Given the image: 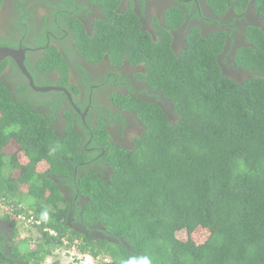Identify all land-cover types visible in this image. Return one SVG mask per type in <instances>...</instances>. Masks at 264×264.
Returning <instances> with one entry per match:
<instances>
[{
	"label": "trees",
	"instance_id": "obj_1",
	"mask_svg": "<svg viewBox=\"0 0 264 264\" xmlns=\"http://www.w3.org/2000/svg\"><path fill=\"white\" fill-rule=\"evenodd\" d=\"M249 1L264 21V0H223V7L244 10ZM246 35L237 65L250 76L224 75L213 45L210 60L178 76L180 121L157 112L160 122L134 150L110 146L108 180L74 173L70 163L86 158L81 137L71 124L58 135L53 111L31 106L26 88L23 98L14 94L0 62V198L7 218L40 220L30 227L36 244L18 240L13 256L0 251V264H43L63 239L108 264H264V29L251 25ZM54 177L86 199L76 208L83 222L102 225L112 240L70 229V204Z\"/></svg>",
	"mask_w": 264,
	"mask_h": 264
},
{
	"label": "flooded vegetation",
	"instance_id": "obj_2",
	"mask_svg": "<svg viewBox=\"0 0 264 264\" xmlns=\"http://www.w3.org/2000/svg\"><path fill=\"white\" fill-rule=\"evenodd\" d=\"M223 4V0H1L0 47L24 51L23 63L34 84L50 89L35 90L13 57L0 61L5 65L1 77L22 98L26 88L30 105L43 114L53 111L51 125L58 135L65 137L71 124L81 137L79 147L86 158L70 163L76 175L96 172L108 180L113 172L106 160L110 146L134 150L147 127L160 122L157 112L172 124L180 121L177 96L183 89L177 86L178 76L192 70L194 62L210 60L213 45L218 44L215 60L224 75L239 82L250 76L237 65V54L248 45L247 28L264 29V21L251 1L244 10ZM21 15L28 24L21 22ZM54 179L70 204L66 219L70 229L112 240L102 225L80 218L76 208L86 199L75 194L68 179ZM1 209L0 251L12 255L19 239L17 224L12 213L7 218L9 213Z\"/></svg>",
	"mask_w": 264,
	"mask_h": 264
},
{
	"label": "built area",
	"instance_id": "obj_3",
	"mask_svg": "<svg viewBox=\"0 0 264 264\" xmlns=\"http://www.w3.org/2000/svg\"><path fill=\"white\" fill-rule=\"evenodd\" d=\"M0 206L4 208L1 198H0ZM15 220L18 223L23 224V226L26 229L30 228L33 224H40V220L35 219L34 216H28L23 213L16 215ZM46 231H48L51 235L57 234L52 229H47ZM62 241H63L62 246L58 248L55 252L61 251V252H65L66 254H70L71 264H108L110 262L109 258H103V259L101 257L96 258L90 253L80 252L79 247L77 245V241L71 242L68 239H63Z\"/></svg>",
	"mask_w": 264,
	"mask_h": 264
},
{
	"label": "rangeland",
	"instance_id": "obj_4",
	"mask_svg": "<svg viewBox=\"0 0 264 264\" xmlns=\"http://www.w3.org/2000/svg\"><path fill=\"white\" fill-rule=\"evenodd\" d=\"M4 208L8 210L7 207L4 206ZM16 224L19 233L18 240L28 238L31 246H34L36 244L37 234L32 232L30 228L26 229L21 223L16 222ZM55 261H58L60 264H71L70 254H66L65 252L61 251L55 252L54 255L47 257L43 264H52Z\"/></svg>",
	"mask_w": 264,
	"mask_h": 264
},
{
	"label": "water",
	"instance_id": "obj_5",
	"mask_svg": "<svg viewBox=\"0 0 264 264\" xmlns=\"http://www.w3.org/2000/svg\"><path fill=\"white\" fill-rule=\"evenodd\" d=\"M23 53H24V51H22V50H17V49L8 48V47H0V61L3 60L5 57H13V58H16L19 66L22 68L23 72L28 77L31 86L35 90H39V91L49 90L50 87H37L34 84L33 79L31 77L30 73L26 70L25 65L23 63V59H24ZM51 88H54V87H51Z\"/></svg>",
	"mask_w": 264,
	"mask_h": 264
},
{
	"label": "clouds",
	"instance_id": "obj_6",
	"mask_svg": "<svg viewBox=\"0 0 264 264\" xmlns=\"http://www.w3.org/2000/svg\"><path fill=\"white\" fill-rule=\"evenodd\" d=\"M0 207H1V206H0ZM15 221H16V220H15ZM16 222H17V221H16ZM144 264H148V261H147V260H145V261H144Z\"/></svg>",
	"mask_w": 264,
	"mask_h": 264
}]
</instances>
